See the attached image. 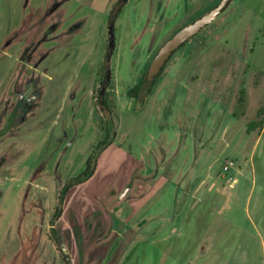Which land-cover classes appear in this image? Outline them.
<instances>
[{
  "label": "rangeland",
  "instance_id": "374dc122",
  "mask_svg": "<svg viewBox=\"0 0 264 264\" xmlns=\"http://www.w3.org/2000/svg\"><path fill=\"white\" fill-rule=\"evenodd\" d=\"M26 1L0 0V98L21 71L2 41L40 0ZM65 1L41 0L40 11L56 5L60 23ZM92 1L71 4L73 21L89 19L54 56L55 71L51 56L43 62L52 78L39 124L9 140L17 145L0 170V264H66L64 245L72 264H264V0H232L150 91L160 47L221 0H130L118 16L116 0ZM110 119L113 142L93 176L75 181Z\"/></svg>",
  "mask_w": 264,
  "mask_h": 264
},
{
  "label": "flooded vegetation",
  "instance_id": "af4514ba",
  "mask_svg": "<svg viewBox=\"0 0 264 264\" xmlns=\"http://www.w3.org/2000/svg\"><path fill=\"white\" fill-rule=\"evenodd\" d=\"M74 1L77 0L65 1V17L59 23L56 5H51L47 11L41 13L42 5L40 0L33 10H26L24 18L15 26V31H12L13 29L10 28L12 33H6V38H4L1 44V51L5 53V56L15 54L18 59L17 66H20L21 71L16 75L14 82L12 80L9 82V85L6 84L1 90L2 98H0V105H4L3 109L0 110L1 142L9 141L15 136L20 138L29 132L32 126L39 124L37 120L45 113V105L50 96V86L49 80H44L46 79L44 77L50 79L52 76L46 70H43L44 61L48 56H51L53 59L57 52L64 49L66 45H71V39L74 34L83 31V26L79 27L77 22L85 23L89 19V14L86 13L77 18V20H72V16L76 14V11H73L72 8L70 9V6ZM129 1H115V11L113 10L115 16H118L121 9ZM28 2L27 0L25 8H27ZM90 2L93 1L80 0V6L78 7L83 9L85 7L84 5L90 4ZM49 62L50 65L48 67L53 68L55 71L56 64L53 63L54 59L49 60ZM32 122L36 123L33 124ZM6 145L0 152V170L6 166L8 158L15 152L14 148L17 144L15 141H9ZM33 172L31 171L32 176L28 178L27 189L32 187L29 185L35 184L37 180V177L33 176ZM5 178L12 179L13 177L6 176ZM69 183L65 184L62 188L61 194L66 190ZM32 193V208H35V202L38 201L39 195L36 192Z\"/></svg>",
  "mask_w": 264,
  "mask_h": 264
},
{
  "label": "water",
  "instance_id": "95a60500",
  "mask_svg": "<svg viewBox=\"0 0 264 264\" xmlns=\"http://www.w3.org/2000/svg\"><path fill=\"white\" fill-rule=\"evenodd\" d=\"M232 0H221L217 5H215L210 10L202 13L192 22L181 27L177 32H175L158 50L155 54L152 62L150 63L148 69V76L146 81L150 86L155 82L156 78L160 74L161 70L171 58L172 54L178 50L184 43L195 36L199 31L205 28L207 25L212 23L219 15L227 8ZM115 46V32L114 26H110V49L113 50ZM111 77V73L106 74L104 81V87L100 91V98H103L105 86L108 84ZM63 250L67 256V263L72 264V258L70 257L69 249L66 245L63 246Z\"/></svg>",
  "mask_w": 264,
  "mask_h": 264
},
{
  "label": "trees",
  "instance_id": "16d2710c",
  "mask_svg": "<svg viewBox=\"0 0 264 264\" xmlns=\"http://www.w3.org/2000/svg\"><path fill=\"white\" fill-rule=\"evenodd\" d=\"M162 70H161L160 74L162 73ZM160 74L158 75V77L160 76ZM154 83L150 86V88H148V91L151 90V87L154 85ZM142 89H143V83L140 84V85H137L136 87H133L130 90V94L132 96H135V97L139 96L140 93L142 92ZM259 123L263 124L264 120H261ZM115 136H116V132H115V129H114V123L110 119L108 121V123H107V136L98 143L96 149L94 150L92 155L88 158L87 167H86V170H85L84 174L81 175L79 178H76L75 181H79L81 183L83 181L88 180L89 178H91L93 176V174L95 172V164H94V162L97 160L98 156L113 142V139L115 138ZM73 185H75L74 180H73V182H70L67 185L66 190L69 189L70 187H72ZM66 190H64L62 192V194L60 196V202L63 201ZM57 211L58 212L56 213V216L59 217L61 215V213H62V209L58 208ZM65 256H66V254H65ZM66 258H67V256H66Z\"/></svg>",
  "mask_w": 264,
  "mask_h": 264
},
{
  "label": "bare ground",
  "instance_id": "6f19581e",
  "mask_svg": "<svg viewBox=\"0 0 264 264\" xmlns=\"http://www.w3.org/2000/svg\"><path fill=\"white\" fill-rule=\"evenodd\" d=\"M249 124H250V122H249ZM255 126V125H254ZM249 130V129H248Z\"/></svg>",
  "mask_w": 264,
  "mask_h": 264
}]
</instances>
